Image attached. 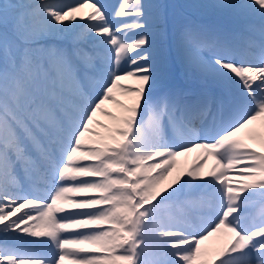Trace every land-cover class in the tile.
Segmentation results:
<instances>
[{"label": "bare ground", "instance_id": "6f19581e", "mask_svg": "<svg viewBox=\"0 0 264 264\" xmlns=\"http://www.w3.org/2000/svg\"><path fill=\"white\" fill-rule=\"evenodd\" d=\"M68 1L78 5L80 24L68 25L69 36L77 43L68 44L65 70L55 74L53 91L64 100L48 104L53 112L44 113L41 101L28 93L10 87L1 96L0 264H129L132 260L127 248L129 209L121 203L136 201L123 190V173L112 168L108 158L98 159L107 154L96 144L112 135L110 129L125 124L132 105L104 107L102 92H90L82 83L83 61L89 56L101 58L104 83L113 77L134 83L145 62L140 57L165 51L169 64L196 72L190 82L199 80L194 91L203 104L180 99L183 91L176 86L157 83L155 110L139 124L141 133L131 143L129 160L140 168L141 179L158 191L167 180L176 192V198L166 200L164 216L171 223L164 220L158 226L152 220L131 226L133 238L152 236L138 246L148 255L133 264H194L196 247L213 251L220 247V240L209 233L215 223L199 229L181 216L183 211L193 221H201L199 210L210 208L212 218L242 233L264 222V56L250 46H263L264 0H198L206 8L207 22L198 30L184 24L170 0ZM188 1L193 0L180 3ZM55 2L44 0L42 28L65 23ZM87 25L95 30L92 42L101 44L95 51L80 35ZM155 28L161 29L163 42L147 46L144 36ZM220 36L231 38L232 45L235 41L247 46L257 62L242 58L236 67L226 66L227 44ZM132 57H136L133 63H125ZM162 67L157 70L162 72ZM242 80L247 95L238 84ZM16 104L21 106L19 113L10 109ZM170 109L179 113L178 118L169 116ZM186 119L197 125L194 136L189 137L184 128ZM82 136H87L85 143ZM185 136L189 138L183 140ZM87 142L91 150L81 152ZM197 176L202 179L199 186L184 196L190 207L175 204ZM259 196L253 215L243 218L248 214L244 205ZM262 258L264 249L232 264H264Z\"/></svg>", "mask_w": 264, "mask_h": 264}, {"label": "rangeland", "instance_id": "374dc122", "mask_svg": "<svg viewBox=\"0 0 264 264\" xmlns=\"http://www.w3.org/2000/svg\"><path fill=\"white\" fill-rule=\"evenodd\" d=\"M170 1L174 5L176 15L182 17L184 24L186 22L190 25V18L186 14L190 10L205 16L203 12L205 13L206 8L198 0L188 1V3L184 4L180 3L181 0ZM55 4L65 23L42 28L41 24L44 21L42 13L47 8L44 0H0V102L2 100L1 96L10 87L18 92L28 93L36 99L38 98L44 108V113L46 111L53 112L51 107H48V104L64 100L60 92L56 93L53 91V85H55L56 81L55 74L65 70L64 62L67 59L65 51L68 44L77 43L69 36L68 25L77 27L80 24L78 20L79 9L77 4H71L68 0H56ZM106 10L109 12V9L106 8ZM82 30L85 33L82 31L80 35L82 40L87 43L89 49L95 51L96 48L100 47V43L92 42L95 30L90 25L84 26ZM148 37H152L153 40L148 41ZM161 42H163V37L159 28L153 29L143 39V43L150 47L160 45ZM134 59L136 57L128 58L125 63L130 65ZM140 59L145 62L140 66V73L134 78V83L118 81L114 77L111 81L104 83L100 76L106 73L105 66L101 58L93 56H89L83 61L85 64L83 65L85 75L81 77L82 83L89 90L100 94L102 92L104 107L112 108L115 103L120 102L132 105L130 109L131 116L126 120L125 124L116 131L110 129L112 135L105 136L101 142L96 144L103 148L107 154L104 157L100 156L98 159L105 161V158H108L110 163H112V168L116 167L119 170L118 172L123 173L125 182L123 190L133 201H136L135 206L131 202L125 203L122 201L123 203H121V206L127 210L129 209V223L134 228L151 223L152 220L158 222L160 224L158 226H161L165 222L164 220L171 223L172 221L164 216L167 205L166 200L175 197L174 194H176L175 185L167 180L162 184L160 191L154 189L149 182L141 179L140 168L131 165L129 160L131 143L136 135L141 133V125L139 124L145 120L143 113L147 115L152 110H155L153 99L157 83H160V85L164 83V86H169L174 81L172 77L176 71L174 66L166 65L167 60H169L167 51L154 55L150 52L144 53ZM160 66H163L165 71H158L157 68ZM122 70L123 66L119 68L118 73L114 76L121 74ZM68 71L71 72L69 69ZM184 71L191 78L196 76V72L193 70L185 69ZM45 97L49 100L45 101ZM15 106L10 108L11 111L19 113L21 106L19 104ZM43 112H41V115H43ZM40 119L46 120L44 116ZM72 132L75 133V131ZM82 137L81 143H85L84 140L87 136ZM89 144L90 142H87L86 145L84 144L86 147L82 146L79 150L81 152L91 150ZM93 144L95 143L93 142L91 145ZM201 180L198 176L192 179L189 185L183 189V196L192 195ZM260 197L244 205L245 210H252L258 207L262 199ZM177 199L175 204L187 205L186 198L180 197ZM189 205L191 203L188 202ZM181 214L199 229H203L211 223L217 225L216 228H210L209 233L220 240V247L214 251L207 246L205 248L196 247L192 253V263L194 264H232V261H243V256L264 249V222H260L253 229L242 233L232 227L231 224L227 222L224 224L217 218L211 217L212 219H206V222H193L189 212H181ZM86 215L85 213L84 216ZM242 217L248 218L245 213ZM131 226L128 229L131 237L130 243H127L128 250L130 253L132 252V260L129 264L140 263L142 257L148 254L140 252L138 246L141 242L150 241L152 236L144 233L141 238H133ZM255 239L259 240L258 245L254 244L253 241ZM135 253L141 255H135ZM168 254L166 252V255ZM2 258L1 256L0 259ZM261 260L264 262V258ZM51 264H56V262Z\"/></svg>", "mask_w": 264, "mask_h": 264}]
</instances>
